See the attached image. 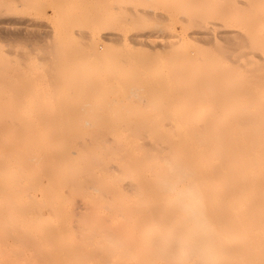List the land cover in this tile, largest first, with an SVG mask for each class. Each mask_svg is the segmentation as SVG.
<instances>
[{"label": "bare ground", "instance_id": "obj_1", "mask_svg": "<svg viewBox=\"0 0 264 264\" xmlns=\"http://www.w3.org/2000/svg\"><path fill=\"white\" fill-rule=\"evenodd\" d=\"M151 1L166 6V12L132 8L129 0L34 3L42 16L49 15L47 8L52 10L57 31L41 20L36 26L52 34L55 45L63 50L54 48L59 51V55L55 53L59 66L54 68L59 69L48 64L51 77L53 69L58 70L54 79L25 59L27 75L23 69L18 75L14 72L10 75L16 77L9 75V83L21 89L26 85V89L14 87L19 93L7 102L6 97L0 98V107H18L0 108V264H170L161 245L177 233L178 224L166 186L176 182L178 173L190 174L203 197L215 227L220 264H264V0ZM125 13L131 17L123 21ZM147 16L169 21L177 31L168 36L165 45L149 46L152 49L174 50L193 36L203 42L239 38L245 50L242 62L229 63L200 45L195 54L184 53L168 64L153 62L148 68L136 64L134 71L122 68L125 63L132 67L133 61H121L116 47L107 41L123 42L127 30L134 32L132 41L149 38L151 33L137 25L138 19ZM211 20L226 29L215 34L201 26ZM11 21L14 25L21 19H5L4 23ZM198 22L199 30L193 29ZM53 60L52 65L57 64ZM29 62L31 67L37 66L35 74L28 75L27 69L33 70ZM16 79H22L20 84ZM47 79H51L49 84ZM140 92L178 96L184 106V111H168L179 116L178 120L171 116L177 124L161 126L157 118L152 127H146L152 152L146 155L143 146L129 139V125L109 127L105 137L82 138V147H77L78 138L86 133L78 129L98 123L88 114L106 107L103 97L137 96ZM158 133L168 136L163 139ZM160 140L168 144L161 145ZM111 143L119 149L110 154L126 168L121 172L119 166L107 169L123 176L131 172L135 178L126 193L99 177V183L105 182L100 184L105 185L103 190L88 175L89 165ZM163 150L166 156L158 174L156 164ZM71 166L72 186L60 194ZM158 175L164 176L162 181ZM79 189L94 204L81 207L88 237L80 248L63 228L68 196ZM43 203L49 213L44 216ZM100 210L107 213L100 214ZM43 218L46 226L60 224L61 228L45 229L44 234Z\"/></svg>", "mask_w": 264, "mask_h": 264}, {"label": "rangeland", "instance_id": "obj_2", "mask_svg": "<svg viewBox=\"0 0 264 264\" xmlns=\"http://www.w3.org/2000/svg\"><path fill=\"white\" fill-rule=\"evenodd\" d=\"M35 2L36 0H0V19L2 18V21L0 20L1 22L0 24V98L2 97L1 99H3L4 97H6L5 99L6 102L8 100V97L12 95H17V93H19V91L16 93L14 89L15 87L14 84L9 83L10 76H11L10 74L15 72V74L18 75V73H20L18 71L23 72V70H25L24 73L26 74L27 73L26 68L24 69L25 64L23 66L25 59H26V62L27 60L28 61L30 60L32 64L34 62L36 63V64L34 63L35 65L38 64V69L40 70V72L43 71L44 75L46 72L47 78L51 77V74L49 72L50 68L51 67L54 68V66L56 65L59 66L57 62L59 60L55 58L56 57L55 53L57 52V55H59L58 53L59 51L54 50V48L55 49L58 48V50H63L62 45H61L62 49H59L60 46L57 47L55 45L52 34L46 33L47 31L44 30L45 29L44 27H41L40 25L39 27L36 26V24L39 23L38 21L41 20V23L42 22L49 23L53 27V29L57 31L56 26L52 20L53 12L50 8H47V12L49 13V15H44V16L40 15L39 9L37 8L38 5L34 4ZM45 2H47V5L48 4L50 5L51 0H45ZM129 2L132 8H138V9L149 8V9H152L158 12H166V9H167L166 6L153 3L151 0H129ZM8 16L10 17V19ZM14 16L17 20L21 19L19 24L13 25L14 22L12 21H11L12 24L4 23L5 19L6 20L15 19ZM130 17L131 15L129 13H125L122 16V20L123 21L125 19L127 20ZM22 18L25 19L26 22L22 21ZM32 22H34L35 24ZM211 22L202 24L201 26L209 27L210 29H212V31L215 34H218L219 32L224 31L226 29L224 27L216 26L214 24L216 21L214 22V20H211ZM137 25L139 26V28H141L142 31L151 33V36L149 38L132 41L130 37L132 36L134 32L127 30L124 33V38L126 41L125 40H123V42H119L117 40L107 41L109 45L116 47L117 51L119 52L121 56V61L125 60L126 62L127 59H130L133 61L134 65L132 67H129L127 63H125L124 66H122V68H127L129 71L136 70V64L137 65L141 64V68H142V64L144 66H147L148 68L153 62H160L161 64L162 63L168 64L173 61H176L184 53H189L193 55L197 51H199L200 45H204L205 47L209 48L211 52H213L217 56H221L225 58V60H227L229 63H232L233 61H237L240 63L242 62V55L244 54L245 50L239 38H237L235 41H228L227 39L223 37H217V38L215 37L216 39H213L209 42H203L199 40V36H193L191 37L188 43L179 45L174 50H170V49L162 48V47H157L156 49H152L149 46L156 45V44L165 45L168 42V39H167L168 36L173 32L174 33L177 32V31H174L175 27H172L171 25H169V21H165L155 16L141 17V19H138ZM193 29L199 30V22L193 27ZM49 35L52 37H50ZM125 44H129V46ZM64 49L66 48L64 47ZM53 53L55 56L53 55ZM52 58H54V60L56 59V62ZM57 58L59 59V57ZM51 60H53V62L57 64L53 63L54 65H52V62H50ZM31 63L30 64L26 63V65L27 64L29 65L30 69L33 68V65L31 67ZM48 64H50L51 67ZM35 67L37 68V66ZM34 68L33 70L27 69V71H29L28 75H30L31 71L33 72L34 70H36ZM57 68L59 69V67ZM54 69H53L54 73H57L58 70L56 72V70ZM33 73L35 74V72ZM51 73L53 74L51 79L52 78L54 79L57 74H54L53 72ZM15 74H13L14 77H16ZM48 74L50 75L49 77L47 76ZM13 75L11 76L12 78H13ZM28 77L26 76L27 78L26 80L29 79ZM22 78L24 79V77ZM14 79H11V80H14ZM44 79H45V76H44ZM51 79H47L45 81H48V84H49V80ZM24 80L22 82H24ZM20 81L19 82L17 81V83L20 84ZM53 82L54 81L50 83L53 84ZM48 84L47 86L49 87ZM12 87L13 89H11ZM23 87H26V85L22 86V89L25 90L26 88H23ZM17 89L23 91L21 88H17ZM52 89L54 90V86ZM1 99H0V102H3L4 99L3 100ZM47 100L51 101L52 98H47ZM181 100H182L181 97H178V96L175 97V96H172L171 94L164 95L162 97H157L154 95H150L147 92H140L137 94V96L129 95L125 93V94H121L118 96L103 97V101H105L106 107H104L103 110L102 109L97 110L95 112H91L88 114L89 117H96L97 119L96 121H98V123H95L96 124V125L94 124L95 126L92 125L93 127L78 129V130H84L86 131V133H83L84 135L78 138L80 144L77 145V147L78 148L82 147V143H81L83 142L82 138H85V137L89 138L91 136H95V137L104 136L105 137V135H107L110 132L109 127H120L122 125H126V126L129 125L131 126V130L129 131V139L135 141L136 146H143L144 147L143 153L148 155L149 151L152 152V150L148 146V143L151 142V140L150 138H148L149 133L146 127L148 128L152 127L154 125L153 120L157 118L160 119L159 124L161 126L163 125L170 126L173 123L177 124V121L175 122L173 121L176 115H170L168 114V111H180V110L184 111V106L180 102ZM52 107H55L57 111L61 110L55 104H53ZM0 108L18 109V107H9V106L0 107ZM115 115H118L117 117L119 119L112 121V119H115L114 118ZM171 116H175V117L171 118ZM177 117L175 120H178ZM122 119L129 120V123L122 122L123 121ZM120 120L122 121L120 122ZM101 127H105V128H101ZM140 127H145V128L139 129ZM133 132H134V135H133ZM158 134H159V137L163 139L168 136V134L166 133H158ZM159 143L165 146L168 144V141L160 140ZM106 146H104L103 149L101 150L102 157H98L97 160L94 161L93 164L89 165L88 175L91 178V180L95 182L96 185H98L103 190H106L104 188L105 185H100V184H105V182L99 183L98 182L99 177L104 178L105 180H107V182H111V185L116 187V189L122 191L123 193H126L131 189L129 185L131 182L135 181V178L132 177L131 172L123 176V174L121 175L118 172H115V173L110 172L114 170L107 169V168L119 166V167H122V169L120 170L121 172L125 170L126 167H124V165L121 164V161H119V159L115 158V154L119 148L115 144H112V143L106 144ZM107 148H108V151H107ZM104 151L107 154H104ZM110 153H115V154H110ZM155 154H157V152L153 153V155ZM158 156H159V159L157 161L156 167H157V173L161 174L158 171V169H159V165L163 163V159L166 156V151L163 150L162 152H159ZM44 167H45L44 163H42V167H41L42 169V193H43L41 194L42 200L45 199V193L43 189L44 172H45ZM72 167L73 166L67 169V172H66L67 180L65 182L63 190L62 188L60 189L59 191L60 194H64L62 191H68L69 188H71L72 186L71 176L74 174L72 173ZM172 171L173 170L169 169L168 174H171ZM147 172L148 171H145L143 174L147 175ZM152 174L154 175L156 174V172H153L152 170ZM115 175H118L121 177L115 178L114 177ZM163 178H164L163 175H158V180L162 181ZM129 193L131 194L133 192H129ZM83 206L90 207V206H94V204H93L92 198L88 196L86 193H84L81 189H79L76 193L73 192V194L68 196V202L65 207V212H66L65 213L66 215L64 217L65 226L63 228L69 233L68 235L70 237H74L76 242L79 243V248H80L81 241L84 240V238L88 237V234L86 233L88 229V226H86V223H87L86 216L81 209V207ZM42 213H43V216L49 214L47 212V208L44 203L42 204ZM99 213L106 214L107 211L100 210ZM42 222H43L42 231L44 234H45V229L55 230L56 228L57 229L61 228L60 224L58 225V227L46 226L44 223V218ZM42 259L43 260L45 259L44 254H43Z\"/></svg>", "mask_w": 264, "mask_h": 264}, {"label": "clouds", "instance_id": "obj_3", "mask_svg": "<svg viewBox=\"0 0 264 264\" xmlns=\"http://www.w3.org/2000/svg\"><path fill=\"white\" fill-rule=\"evenodd\" d=\"M166 187L178 231L163 240V257L170 264H220L215 227L191 175L178 173L176 182Z\"/></svg>", "mask_w": 264, "mask_h": 264}]
</instances>
